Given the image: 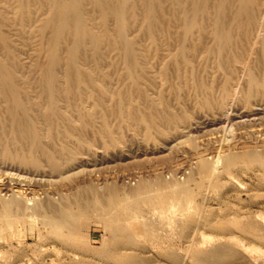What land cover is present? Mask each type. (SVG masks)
Wrapping results in <instances>:
<instances>
[{"label": "rangeland", "instance_id": "374dc122", "mask_svg": "<svg viewBox=\"0 0 264 264\" xmlns=\"http://www.w3.org/2000/svg\"><path fill=\"white\" fill-rule=\"evenodd\" d=\"M8 1L0 2L9 21L0 24L1 32L10 41L18 83L34 104L33 114L43 118L35 105L38 89L28 88L39 81L35 63L44 60L42 38L32 26L22 32L17 0ZM164 6L171 9L168 1ZM142 15L138 11L136 23L126 31L136 51L150 45L142 33ZM258 20L247 57L254 75L263 79L264 0H258ZM161 42L148 57L139 58L143 79L138 87H132L121 55L105 51L97 72L102 78L90 89L93 95L81 87L72 105L59 100L58 113L69 115L79 129L67 139L73 152L60 159V171H52L47 162L34 170L0 160V212L7 202L21 203L7 218L0 214V264H264V165L239 161L225 169L221 156L229 148L264 153L263 90L247 101L249 76L238 63L230 78L216 54L178 71L177 44ZM212 43L208 36L205 45ZM184 75L190 78L187 84ZM139 92L181 118L162 120V133H154L145 121L119 115L118 103L141 114L147 111ZM81 121L86 125L80 126ZM219 151L222 162L215 176L204 177L198 157L216 162ZM141 183L148 186L142 192ZM182 187L190 194L185 201L171 195ZM160 194L168 197L167 204H161ZM62 210L72 215L73 224L48 220ZM235 222L259 228L249 233Z\"/></svg>", "mask_w": 264, "mask_h": 264}, {"label": "bare ground", "instance_id": "6f19581e", "mask_svg": "<svg viewBox=\"0 0 264 264\" xmlns=\"http://www.w3.org/2000/svg\"><path fill=\"white\" fill-rule=\"evenodd\" d=\"M1 1L9 3L8 0ZM166 1L171 4L170 10H166L164 6ZM16 6L15 16L22 32L32 26L42 38L39 51L44 55V60L35 63L40 74L39 81L29 83L28 88L38 89L39 100L35 105L43 111V118L33 114L34 104L26 99L27 91L18 83L19 66L10 41L2 34L0 26V51L5 52V56H0V160L3 162L12 161L34 170H40L47 162L52 171H60V159L73 152L69 142L71 140L67 139L79 129L69 115L58 113L57 103L64 98L65 102L72 105L77 95H81L78 92L81 87L89 91L86 94L88 97L93 95L90 89L96 87L102 78L97 72L104 62L105 51L121 55L126 75L134 88L143 79L139 58L148 57L165 40L177 44L174 57L181 58L177 63L178 71L199 57L216 54L219 64L229 71L230 78L233 66L238 63L249 76L247 101L258 90H263L264 93V78L258 79L254 75L248 62L250 57H247L249 52V55L252 54L253 31L259 21L258 0H17ZM138 11L143 13L142 33L150 39L149 47L140 51L135 50V41L126 36L128 28L136 23ZM38 13L41 15L36 17ZM2 22L9 21L0 7V24ZM110 22L113 24L112 28L109 27ZM177 27L178 31H173ZM208 36L213 39L211 46L205 45ZM91 63L94 68L88 66ZM259 65L264 71V36ZM162 74L167 79L165 67ZM188 82L189 76L184 75L183 83ZM229 82L230 79L224 84L225 90L228 89ZM137 96L147 106L145 113H138L134 108L126 109L122 103L117 104L116 112L131 119L145 121L148 129L154 133H162V120L167 118L175 122L181 118L163 105H155L142 92L137 93ZM86 123L82 122L80 126H85ZM224 153L221 156L225 159V169H231L239 161L264 165V153L248 148L239 151L229 148ZM220 154L221 152L218 153L216 162H210L202 155L198 157L204 177L215 176L217 163L219 160L222 162ZM147 187L146 183H141L138 191L142 192ZM17 193L22 192L18 190ZM171 195L179 196L184 201L190 196L184 187L173 190ZM160 196L161 204H167L168 197ZM189 202L190 200L187 205ZM140 205L141 203L136 202L135 207L139 208ZM15 206L21 207L17 199L3 204L0 214L7 218ZM48 220L52 224H73L72 215L63 210L59 216L49 217ZM240 225L249 233H255L259 228L253 222Z\"/></svg>", "mask_w": 264, "mask_h": 264}]
</instances>
